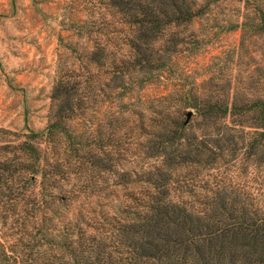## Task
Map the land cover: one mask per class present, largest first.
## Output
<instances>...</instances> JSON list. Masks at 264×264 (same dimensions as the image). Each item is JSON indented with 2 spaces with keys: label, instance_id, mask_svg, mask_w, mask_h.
<instances>
[{
  "label": "trees",
  "instance_id": "trees-1",
  "mask_svg": "<svg viewBox=\"0 0 264 264\" xmlns=\"http://www.w3.org/2000/svg\"><path fill=\"white\" fill-rule=\"evenodd\" d=\"M103 5L132 28L129 55L109 63L96 44L86 58L94 69H109V88L123 91L112 103L121 104L134 73L142 74L143 88L162 77L179 43L155 42L199 10L193 0ZM80 86L60 79L46 128L16 146L0 145V264H264L263 98L185 96L172 111L117 112V124L132 123L129 159L157 163L125 168L112 154V190L102 194L93 191L92 174L108 168L90 149V135L68 157L43 146L56 134L75 139L67 122L85 110ZM183 109L192 112L188 121ZM73 179L77 188L64 190ZM78 196L88 207L69 214Z\"/></svg>",
  "mask_w": 264,
  "mask_h": 264
},
{
  "label": "rangeland",
  "instance_id": "rangeland-1",
  "mask_svg": "<svg viewBox=\"0 0 264 264\" xmlns=\"http://www.w3.org/2000/svg\"><path fill=\"white\" fill-rule=\"evenodd\" d=\"M193 1L199 15L188 25L169 28L155 42L156 47L164 39L179 43L169 68L144 88L142 74L134 73L132 91L120 99L123 103L114 104L123 91L111 90L109 69H94L86 56L99 44L107 61L118 64L129 55L126 43L132 28L103 5L105 0H0V145L13 147L29 132L43 131L53 87L60 79L78 83L85 110L67 122L75 139L56 134L54 143L43 146L52 155L68 157L90 135V149L108 168L93 171V191L107 194L112 190V154L125 159V168L157 163L129 159L128 152L135 149L132 123L117 124V112L144 110L147 116L153 107L172 111L185 96L264 99V0ZM187 112L183 109L181 119ZM76 182L66 183L64 190L74 191ZM74 201L69 214L88 207L83 196Z\"/></svg>",
  "mask_w": 264,
  "mask_h": 264
},
{
  "label": "water",
  "instance_id": "water-1",
  "mask_svg": "<svg viewBox=\"0 0 264 264\" xmlns=\"http://www.w3.org/2000/svg\"><path fill=\"white\" fill-rule=\"evenodd\" d=\"M191 116H192V112H188L187 114H186V121H188L190 118H191Z\"/></svg>",
  "mask_w": 264,
  "mask_h": 264
}]
</instances>
